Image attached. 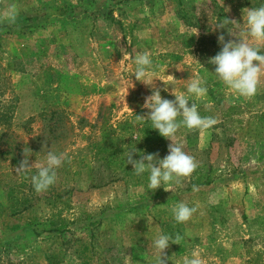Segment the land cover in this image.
Returning a JSON list of instances; mask_svg holds the SVG:
<instances>
[{"label": "rangeland", "instance_id": "rangeland-1", "mask_svg": "<svg viewBox=\"0 0 264 264\" xmlns=\"http://www.w3.org/2000/svg\"><path fill=\"white\" fill-rule=\"evenodd\" d=\"M260 5L0 0V264H157L152 241L161 232L179 237L164 264H183L193 251L202 264H264V76L255 96L239 97L209 63L222 48L218 37L237 39L228 27L239 38L235 23ZM221 20L227 27L218 29ZM139 52L177 93L197 76L206 81L207 94L192 102L217 123L182 127L174 142L197 168L218 169L210 184H195L196 168L171 190H149L148 172L137 176L127 163L118 169L119 149L163 158L171 143L150 128L142 107L151 86L131 75ZM172 85L164 91L154 81L170 100ZM27 148L34 166L17 174ZM48 152L65 158L54 184L38 193L30 177ZM177 202L195 209L187 222L173 219Z\"/></svg>", "mask_w": 264, "mask_h": 264}, {"label": "clouds", "instance_id": "clouds-1", "mask_svg": "<svg viewBox=\"0 0 264 264\" xmlns=\"http://www.w3.org/2000/svg\"><path fill=\"white\" fill-rule=\"evenodd\" d=\"M15 15V9H9L6 18L11 21L15 19ZM215 27L223 29L227 27V23L221 20L219 23L216 22ZM234 27L239 29V38L228 27V33L236 36L237 39L225 41L224 35L218 37L222 48L215 56L209 58V63L215 66L214 72L211 73L232 94L251 98L256 95L261 77L264 76V0H261L259 7L245 9L243 23L236 22ZM134 63L136 67L131 75L135 76L136 81L151 86V94L144 98L142 105L148 110L146 118L150 122V128L157 130L161 137L171 143L168 146V154L163 158H157V154H143L140 159H134L132 153L136 149L132 148L131 152L124 153L125 163L132 166V172L137 176L145 172L149 173V190L163 187L165 191H168L174 184L179 185L181 178L191 176L198 166L195 159L183 150L182 143L174 142L179 129L182 127L189 131L210 129L217 123V120L201 116L197 104L192 102L193 97L202 98L207 94L208 89L203 78L197 76L186 84L183 92L177 93L171 83L154 78V61L148 52L137 53ZM155 80L163 82L164 91H168L167 86L172 85L171 95L174 99L163 98L161 90L154 86ZM130 83L132 84L131 80ZM137 118L144 117L137 115ZM23 151L25 158L16 168L17 174H25L34 166V164H29L28 159L31 150L27 148ZM64 158L63 154L47 153L37 167L36 173L30 177L36 192L46 191L54 184L56 169L62 165ZM194 210L184 202H177L172 209L173 219L176 223L187 222ZM178 239V236L173 239V236L162 232L155 236L152 246L159 253L157 264H164L162 254L171 241ZM183 264H202V260L199 253L193 251L184 259Z\"/></svg>", "mask_w": 264, "mask_h": 264}, {"label": "trees", "instance_id": "trees-1", "mask_svg": "<svg viewBox=\"0 0 264 264\" xmlns=\"http://www.w3.org/2000/svg\"><path fill=\"white\" fill-rule=\"evenodd\" d=\"M229 111L233 112L234 111V108H231ZM207 112L211 113L212 114V118L216 119V117L214 116V113L211 111V110H207ZM262 120H264V117L260 118ZM194 141L193 138L191 136H186V146L187 148H190L193 146L194 144ZM124 151L119 149L118 150V153L121 154V158H119V163H120V166L118 167L119 170H123L126 168V163H125V160H126V155H122ZM1 154V153H0ZM2 156H5L4 154H1ZM6 155H10V154H6ZM218 169H215L213 166L211 165H206V164H203L201 166H199L197 168V172L195 174L196 176V180H195V184L197 185H207V184H210L212 179H213V176L214 174L216 173Z\"/></svg>", "mask_w": 264, "mask_h": 264}]
</instances>
